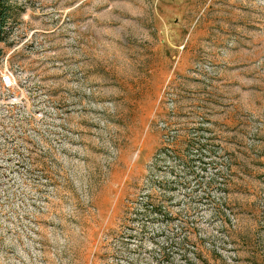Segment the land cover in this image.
I'll return each instance as SVG.
<instances>
[{"label": "rangeland", "instance_id": "374dc122", "mask_svg": "<svg viewBox=\"0 0 264 264\" xmlns=\"http://www.w3.org/2000/svg\"><path fill=\"white\" fill-rule=\"evenodd\" d=\"M15 2L0 264H264V0Z\"/></svg>", "mask_w": 264, "mask_h": 264}, {"label": "trees", "instance_id": "16d2710c", "mask_svg": "<svg viewBox=\"0 0 264 264\" xmlns=\"http://www.w3.org/2000/svg\"><path fill=\"white\" fill-rule=\"evenodd\" d=\"M17 11H19V6L16 4L15 0H0V63L2 62L1 55L3 52L1 43L7 39L8 25L18 14ZM169 151H172V149L167 147L166 150H163V153L167 154ZM175 248L180 251L181 257L185 256L187 264H197L198 255L201 257L196 250H194L193 256H188L187 253L190 250L186 248L183 241L168 238L166 245L160 246V250L158 252L160 255L159 259H162L165 264H174L173 255Z\"/></svg>", "mask_w": 264, "mask_h": 264}, {"label": "built area", "instance_id": "2783aa9c", "mask_svg": "<svg viewBox=\"0 0 264 264\" xmlns=\"http://www.w3.org/2000/svg\"><path fill=\"white\" fill-rule=\"evenodd\" d=\"M3 81L7 84L11 83L12 79H11V74L4 72L3 73Z\"/></svg>", "mask_w": 264, "mask_h": 264}]
</instances>
